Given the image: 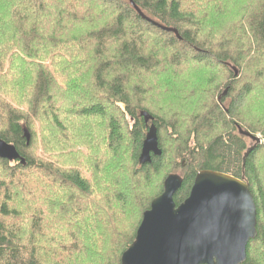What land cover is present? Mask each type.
Wrapping results in <instances>:
<instances>
[{
    "label": "trees",
    "instance_id": "obj_1",
    "mask_svg": "<svg viewBox=\"0 0 264 264\" xmlns=\"http://www.w3.org/2000/svg\"><path fill=\"white\" fill-rule=\"evenodd\" d=\"M246 134L264 140V0H0V139L26 163L0 159V264H121L167 176L179 206L201 171L248 184L243 264H264Z\"/></svg>",
    "mask_w": 264,
    "mask_h": 264
},
{
    "label": "water",
    "instance_id": "obj_2",
    "mask_svg": "<svg viewBox=\"0 0 264 264\" xmlns=\"http://www.w3.org/2000/svg\"><path fill=\"white\" fill-rule=\"evenodd\" d=\"M156 26L177 34L173 29ZM246 136L260 144L259 138ZM24 137L29 142L27 130ZM160 155L157 131L149 126L139 163L151 164V158ZM0 159L26 164L16 148L2 139ZM181 184L179 175L167 176L162 194L144 212L134 242L121 256V264L245 263L248 243L257 236L256 206L248 184L226 174L201 171L188 198L176 206L174 196Z\"/></svg>",
    "mask_w": 264,
    "mask_h": 264
},
{
    "label": "rangeland",
    "instance_id": "obj_3",
    "mask_svg": "<svg viewBox=\"0 0 264 264\" xmlns=\"http://www.w3.org/2000/svg\"><path fill=\"white\" fill-rule=\"evenodd\" d=\"M256 137L260 139V144L264 145V140H262L261 136H260V135H256ZM246 141H247V144H248V145L251 144V141H250L249 139L246 140ZM13 163H14V162H13Z\"/></svg>",
    "mask_w": 264,
    "mask_h": 264
}]
</instances>
